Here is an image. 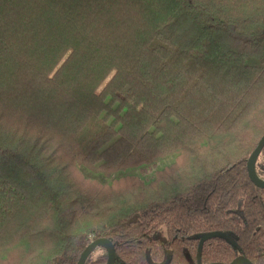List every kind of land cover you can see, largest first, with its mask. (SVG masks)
I'll return each instance as SVG.
<instances>
[{
	"label": "trees",
	"instance_id": "1",
	"mask_svg": "<svg viewBox=\"0 0 264 264\" xmlns=\"http://www.w3.org/2000/svg\"><path fill=\"white\" fill-rule=\"evenodd\" d=\"M263 136L264 0H0V264H264Z\"/></svg>",
	"mask_w": 264,
	"mask_h": 264
},
{
	"label": "water",
	"instance_id": "2",
	"mask_svg": "<svg viewBox=\"0 0 264 264\" xmlns=\"http://www.w3.org/2000/svg\"><path fill=\"white\" fill-rule=\"evenodd\" d=\"M257 144L258 145L256 146L255 150L249 157L247 169H248V173L251 178V181H253L259 187H264V180L262 178L260 179L256 171V165H257L259 155L261 154L264 148V136L261 138V140ZM99 246H103L107 250L108 260L106 264H116L117 253H116L115 244L110 239L105 238V237L97 238L94 241H92L87 246V248L83 251L77 264H86L92 252ZM229 264H253V262L246 256L239 255Z\"/></svg>",
	"mask_w": 264,
	"mask_h": 264
},
{
	"label": "rangeland",
	"instance_id": "3",
	"mask_svg": "<svg viewBox=\"0 0 264 264\" xmlns=\"http://www.w3.org/2000/svg\"><path fill=\"white\" fill-rule=\"evenodd\" d=\"M175 157L176 156L167 157V158L161 160L156 166L146 168V171H147L146 173L141 170L142 168H136V169H130L126 172L116 173L112 177L107 178L102 174L92 172L91 170H89L88 168H86L84 166H81L80 170L83 172V174L86 177H88L90 179L98 180L100 183H103V184H111L115 179H118V178L123 177L125 175H137V176H140L141 178H143L144 180L149 181L150 179H152L154 177L156 171H158V170L164 168L165 166H168L171 163H173L175 160ZM103 252H105V250L101 249L99 246L93 251L92 256L97 257V256L103 254Z\"/></svg>",
	"mask_w": 264,
	"mask_h": 264
},
{
	"label": "flooded vegetation",
	"instance_id": "4",
	"mask_svg": "<svg viewBox=\"0 0 264 264\" xmlns=\"http://www.w3.org/2000/svg\"><path fill=\"white\" fill-rule=\"evenodd\" d=\"M93 253V252H92Z\"/></svg>",
	"mask_w": 264,
	"mask_h": 264
}]
</instances>
